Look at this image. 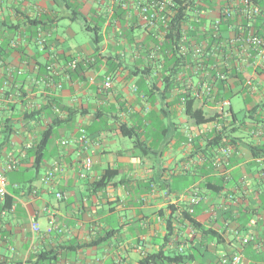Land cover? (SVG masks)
<instances>
[{
	"label": "crops",
	"instance_id": "obj_1",
	"mask_svg": "<svg viewBox=\"0 0 264 264\" xmlns=\"http://www.w3.org/2000/svg\"><path fill=\"white\" fill-rule=\"evenodd\" d=\"M113 1L0 0V169L11 199L0 218V264H28L40 251L55 254L49 264H138L159 248L194 252L188 264H221L222 255L235 254L240 261L227 264H264V132L254 133L264 129V54L253 52L245 82L231 85L241 89L246 114L239 119L230 102L233 153L217 163L218 147L186 143L195 123L181 98L185 89L192 96L195 78L191 86L184 74L165 78L139 0L130 1L124 26L109 27ZM79 21L87 31L86 24L101 26L97 43L91 36L73 42ZM194 107L213 112L203 98L194 97ZM49 126L36 174L28 151ZM85 157L91 166L80 176ZM106 170L110 181L94 190ZM187 206L192 222L182 214ZM30 216L40 229L34 234ZM168 219L173 232L165 243Z\"/></svg>",
	"mask_w": 264,
	"mask_h": 264
},
{
	"label": "trees",
	"instance_id": "obj_2",
	"mask_svg": "<svg viewBox=\"0 0 264 264\" xmlns=\"http://www.w3.org/2000/svg\"><path fill=\"white\" fill-rule=\"evenodd\" d=\"M128 6L131 0H126ZM175 5L169 9L170 19L165 24L157 23L154 26H146L145 37L149 40L151 49L159 50L163 57L162 65L165 66V70H168V74L165 78H170L175 80L180 74H192L191 70L189 72L188 67H193L194 64L198 65L201 73L205 67L215 65L216 71L212 69L209 70L212 81H213V93L214 101L223 98L229 99L230 95L241 92V89L236 91L231 86L234 82H239L243 84L245 82V65L241 62V57L238 53V48L241 45L246 46L245 42L240 41L236 43H231V39H235L238 36L245 38L248 33L255 34L260 38L264 39V0H251V5L247 6V9L251 12H245V6H242V0H173ZM231 1H236L237 6H234ZM197 4V5H196ZM124 7L118 0L113 1V7L110 14V24L109 27L113 26V23L119 20V24L124 26V19L129 11V7ZM205 9L207 12L204 16L207 19L201 20H188L189 17H197L195 11L198 9ZM225 10V11H223ZM99 14V18L101 17ZM216 20L217 22H213ZM104 22L102 19L101 23ZM157 31H151L156 25H159ZM102 25V24H100ZM162 25V26H161ZM88 31L92 32L91 35L95 43L98 42L97 37H99V27L98 25L85 26ZM189 36V38H194L196 41L205 42L207 49L212 45H216L215 51L211 55L202 54L200 56L201 61H196L192 58L190 53L179 51V40L182 34ZM159 34V36H156ZM130 38L128 41H132ZM187 45V42H185ZM254 46L249 44L248 48L250 50V56L253 54ZM164 52V53H163ZM150 53V52H149ZM154 53H151V57H154ZM76 58V57H74ZM228 60L227 64H223L222 61ZM188 65V66H187ZM202 65V66H201ZM77 66V64H76ZM75 66V67H76ZM202 68V70H201ZM219 72V76H215L216 72ZM233 81V82H232ZM184 93V92H183ZM186 102L185 113L188 117L193 119L195 124H203L214 119L213 114L207 115L200 107H194V96H191L189 91L185 89L184 96ZM213 101V102H214ZM246 103V101H244ZM230 112L235 117L234 112L230 106ZM234 118L229 121L226 125H223L221 129L215 130L206 141L205 146L210 147H220L227 142H232V137H230V132H233ZM52 126L47 127L41 134L38 142L28 151V155L32 158L31 169L34 173H38L41 162L45 159L46 150L48 148L50 138L52 135ZM195 142V141H194ZM193 142V143H194ZM255 154V153H254ZM112 174L109 170H106L98 180L93 182V189L100 190L104 188L110 181ZM29 180H24L23 183L30 182ZM4 205L6 208H10L11 199L7 195L5 196ZM189 206L182 209V214L185 219L192 222L190 217V212L188 211ZM192 226L195 224L192 223ZM197 227V226H195ZM173 232V224L170 219H168L166 226V233L164 236V241L167 243L170 241ZM207 232V230H203ZM195 257V253H191L187 250L167 252L162 248L154 252H149L142 255L138 264H162V263H173V264H188ZM55 259V254H51V251H40L28 260V264H49ZM20 264V263H17Z\"/></svg>",
	"mask_w": 264,
	"mask_h": 264
},
{
	"label": "built area",
	"instance_id": "obj_3",
	"mask_svg": "<svg viewBox=\"0 0 264 264\" xmlns=\"http://www.w3.org/2000/svg\"><path fill=\"white\" fill-rule=\"evenodd\" d=\"M196 1V0H195ZM124 7L128 6V3L126 0H118ZM231 3L234 6H237L236 1H231ZM242 6H245V12H251L250 10L247 9V6L251 5V0H242L241 1ZM175 5V2L173 0H139L138 2V13H139V20L143 23V25L147 27L154 26L157 22H160L162 24H165L166 22L169 21L170 16H169V9L170 7H173ZM197 5V4H196ZM225 11V10H223ZM205 9H197L195 11V14L197 17L191 16L189 17L188 20H201V19H207ZM214 23L217 22L216 20L213 21ZM243 41L245 42L246 46L241 45L238 48V53L239 56L241 57V62L245 64V62H248V58L250 57V50L248 48V45L251 44L253 45L254 49L253 51L258 53L259 55L264 54V39L260 38L259 36H256L255 34L248 33V35L243 38L241 36H238L237 38H233L230 40L231 43H236ZM185 42H187V45H185ZM179 51L181 52H188L192 56V58L196 59V61H201L200 56L202 54L205 55H211L213 54V51L216 49V45H212L209 49L206 47L205 42L199 43V41H196L194 38H189V36L185 35V33L182 34L179 40ZM223 64H227L228 60L226 59L225 61H222ZM77 64V58H72L68 62V67L70 68H75ZM188 66V65H187ZM202 66V65H201ZM199 64L196 65L194 64L193 67H188L192 74L187 75L184 74L186 77L187 85H192V78H195L196 84L192 88V96L197 97V98H203L208 102L212 103V108H213V116L214 119L203 123V124H195V128L192 131H189L186 134V143L187 144H193V142L197 139L199 140H208L211 138V135L215 130H219L222 128L223 125H226L229 122L230 119V101L229 99L223 98L220 100L214 101V93H213V81H212V76L209 72L210 69L213 68V70L216 71V66H208L205 67L201 73L199 74V77H197V72L198 70L200 71ZM219 72L217 71L215 76H219ZM248 85L251 84V81L248 79L246 81ZM104 87H110L111 85V78L107 76L103 82ZM182 104H185L186 99L185 97L181 98ZM214 101V102H213ZM211 114V115H212ZM81 141L84 144L88 143V136L85 133L84 129H81ZM264 132V129L262 130H256L257 135H261ZM62 144H65V140L60 141ZM233 153V147L230 143H226L223 146L218 147L216 156H215V161L217 163L223 162L226 163L231 154ZM91 166V159L90 157H85L82 161L80 170H79V175L84 176L87 170ZM14 167V163L9 162L6 166L7 169H12ZM58 167L56 164L53 165V167L48 171V173L44 176V179H50L53 176V172L57 170ZM7 178L5 175V169H0V218L5 214V212L10 209L6 208L4 205L5 202V196L7 195ZM56 197L58 199H61L64 197V193L62 192H56ZM199 199L198 195L194 193L192 197L190 198L189 203L193 205L194 203L197 202ZM189 212L192 211V207H189L188 209ZM30 224H31V229H32V234L35 232H39V226L37 222L34 220L32 216H30ZM53 226L50 225L48 226L45 231L50 232L52 230ZM243 243H247L249 239L247 237H243L241 240ZM228 261L233 262V263H238L240 261V256L235 254L231 258H229L226 255H222L220 258V263L221 264H227Z\"/></svg>",
	"mask_w": 264,
	"mask_h": 264
},
{
	"label": "rangeland",
	"instance_id": "obj_4",
	"mask_svg": "<svg viewBox=\"0 0 264 264\" xmlns=\"http://www.w3.org/2000/svg\"><path fill=\"white\" fill-rule=\"evenodd\" d=\"M73 27L76 31L73 42L84 43L90 38L91 35H93L92 32L87 31L83 28L84 26L82 21L74 22ZM229 100L232 104L233 110L237 114V117L239 119L242 118L243 115L246 114L245 102L242 98V95H240L239 93H235L233 95H230Z\"/></svg>",
	"mask_w": 264,
	"mask_h": 264
}]
</instances>
